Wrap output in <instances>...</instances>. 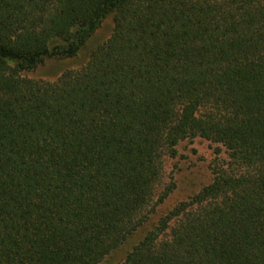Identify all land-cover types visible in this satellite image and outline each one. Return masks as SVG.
Returning <instances> with one entry per match:
<instances>
[{
  "label": "trees",
  "instance_id": "trees-1",
  "mask_svg": "<svg viewBox=\"0 0 264 264\" xmlns=\"http://www.w3.org/2000/svg\"><path fill=\"white\" fill-rule=\"evenodd\" d=\"M0 264H264V0H0Z\"/></svg>",
  "mask_w": 264,
  "mask_h": 264
},
{
  "label": "rangeland",
  "instance_id": "rangeland-1",
  "mask_svg": "<svg viewBox=\"0 0 264 264\" xmlns=\"http://www.w3.org/2000/svg\"><path fill=\"white\" fill-rule=\"evenodd\" d=\"M111 25L110 19L104 22L103 28L98 34L99 38L106 35ZM86 59L84 54L76 59H70L66 62L48 61L35 74L46 78H54L58 74L60 67L64 64L77 65ZM178 155L174 158L166 157L164 164V173L161 183L158 187V194L162 193L164 188L172 187L170 194L165 201L158 205V210L152 215L154 221L158 215L169 210L178 201L188 198V196L199 190L206 184L210 177L209 163L214 158V145L202 137L194 139H185L178 145ZM152 222L148 226H150ZM147 226V228H148ZM141 231L137 239L143 235ZM118 253L121 259L124 255V249ZM117 255H115L116 257ZM114 259L116 263L119 258Z\"/></svg>",
  "mask_w": 264,
  "mask_h": 264
}]
</instances>
